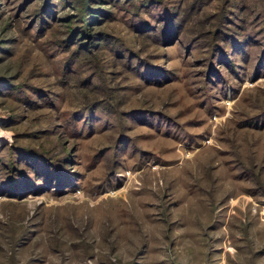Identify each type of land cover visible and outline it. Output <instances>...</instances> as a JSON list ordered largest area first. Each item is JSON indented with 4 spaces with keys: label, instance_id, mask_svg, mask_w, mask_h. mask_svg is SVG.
Returning a JSON list of instances; mask_svg holds the SVG:
<instances>
[{
    "label": "rangeland",
    "instance_id": "obj_1",
    "mask_svg": "<svg viewBox=\"0 0 264 264\" xmlns=\"http://www.w3.org/2000/svg\"><path fill=\"white\" fill-rule=\"evenodd\" d=\"M0 264H264V0H0Z\"/></svg>",
    "mask_w": 264,
    "mask_h": 264
}]
</instances>
